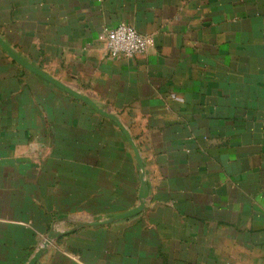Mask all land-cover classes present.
<instances>
[{
    "label": "crops",
    "instance_id": "0c3cea01",
    "mask_svg": "<svg viewBox=\"0 0 264 264\" xmlns=\"http://www.w3.org/2000/svg\"><path fill=\"white\" fill-rule=\"evenodd\" d=\"M0 41V264H264V0H0Z\"/></svg>",
    "mask_w": 264,
    "mask_h": 264
},
{
    "label": "built area",
    "instance_id": "2783aa9c",
    "mask_svg": "<svg viewBox=\"0 0 264 264\" xmlns=\"http://www.w3.org/2000/svg\"><path fill=\"white\" fill-rule=\"evenodd\" d=\"M105 48L112 58H134L144 54L149 46V39L126 23L107 30L104 33Z\"/></svg>",
    "mask_w": 264,
    "mask_h": 264
},
{
    "label": "water",
    "instance_id": "95a60500",
    "mask_svg": "<svg viewBox=\"0 0 264 264\" xmlns=\"http://www.w3.org/2000/svg\"><path fill=\"white\" fill-rule=\"evenodd\" d=\"M0 44H2L1 41H0ZM2 45H3V44H2ZM33 72H35L36 74H38V75H39L40 77H42L43 79H45V80H47V81H49V82H51V83H53V84L59 86L60 88H62V89H64V90H67V89L64 88L62 85H60L59 83H57V82L54 81L53 79L49 78L48 76L42 74L41 72H39V71H37V70H33ZM68 92H70V91L68 90ZM70 93L73 94L72 92H70ZM76 96H77V95H76ZM87 102L90 103L89 101H87ZM90 105L93 106L94 108H96V107H95L94 105H92L91 103H90ZM141 198H144V199H145V198H146V195H145V194H142ZM142 208H143V203L139 206V208H136V209L131 210V211H129V212L123 214V215L118 216V219H125V218L131 217V216H133V215H136V214H138V213L142 210ZM39 257H40V254H37L34 258H32V260H31L28 264H35V263L38 261Z\"/></svg>",
    "mask_w": 264,
    "mask_h": 264
}]
</instances>
